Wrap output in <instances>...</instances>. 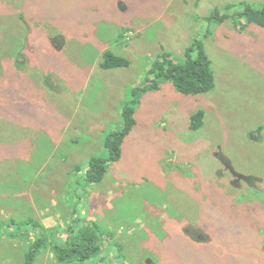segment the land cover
Segmentation results:
<instances>
[{"label": "rangeland", "instance_id": "rangeland-1", "mask_svg": "<svg viewBox=\"0 0 264 264\" xmlns=\"http://www.w3.org/2000/svg\"><path fill=\"white\" fill-rule=\"evenodd\" d=\"M244 5L264 0H0V264H26L31 242L10 231L29 219L50 247L114 234L105 261L67 264H264V29L236 25ZM195 40L215 89L141 94L121 159L89 183L153 61H185ZM107 51L131 66L103 69ZM35 264L61 263L50 248Z\"/></svg>", "mask_w": 264, "mask_h": 264}, {"label": "trees", "instance_id": "trees-1", "mask_svg": "<svg viewBox=\"0 0 264 264\" xmlns=\"http://www.w3.org/2000/svg\"><path fill=\"white\" fill-rule=\"evenodd\" d=\"M233 7L228 6V9ZM243 7L244 10L234 16L236 25L240 26V29H244L251 24H257L264 29V5L260 7L244 5ZM237 16L240 19H237ZM216 17H218L220 23L228 18V16H222L213 11L208 19H215ZM185 57V61L177 62L169 54L164 53L153 61L150 72L155 76V79L153 81L148 80L144 87L134 89L133 99L123 110V129L120 132L110 134L105 141L109 156L93 157L90 161L86 173V180L89 183H101L108 173L109 163L121 159L123 143L135 126V108L141 94L158 89L161 81L173 82L177 90L187 96L203 95L215 89L213 63L203 44L199 40H195L186 49ZM131 64L132 62L128 58L107 51L104 54L101 67L109 70L128 68ZM204 117L203 111L192 117L191 131L196 132L202 127ZM11 224L10 237H21L31 242V249L25 256L26 264H35L40 252L50 248L61 264H67L71 261L86 262L97 257L105 261V244L103 245V243H109L110 239L114 238L113 233V235L111 233L105 234L98 224H94L89 231H80L78 235L72 234L73 229H71L70 237L67 240L62 243H53L54 246L50 247L52 246L49 244V241L52 240V230L47 229L43 224L33 219L25 222L11 221ZM15 224H17V227L13 228Z\"/></svg>", "mask_w": 264, "mask_h": 264}]
</instances>
